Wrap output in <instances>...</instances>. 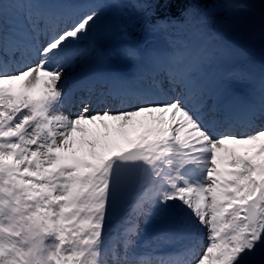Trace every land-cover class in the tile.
Returning <instances> with one entry per match:
<instances>
[{
	"label": "snow or ice",
	"instance_id": "snow-or-ice-1",
	"mask_svg": "<svg viewBox=\"0 0 264 264\" xmlns=\"http://www.w3.org/2000/svg\"><path fill=\"white\" fill-rule=\"evenodd\" d=\"M126 6L0 0V264H264V70H223L213 30L236 5L135 0L166 45L125 26L135 73L102 71L99 21Z\"/></svg>",
	"mask_w": 264,
	"mask_h": 264
},
{
	"label": "rangeland",
	"instance_id": "rangeland-1",
	"mask_svg": "<svg viewBox=\"0 0 264 264\" xmlns=\"http://www.w3.org/2000/svg\"><path fill=\"white\" fill-rule=\"evenodd\" d=\"M232 3L236 5L235 8L236 11L232 13V11L228 9L220 10V12L223 15H227V18L225 16L218 17L215 25L220 26L218 28V33L222 38H227L226 43L230 44L235 49V55L227 61V64L225 65V68L223 70H235L237 72H245L250 73L249 71L253 72L254 76H259L260 72L264 70V13H251L250 17H244L242 14L240 15H234L238 11L245 10L242 8H247V5L250 6H256L254 10L256 11H262L264 12V8L261 7L262 4H264V0H232ZM237 5H241V7L237 8ZM257 7H260L257 8ZM262 8V9H261ZM228 15L233 16L236 19H229ZM135 16L132 9H123L119 14V25L123 27H127V30L129 33H138V34H146L148 31L146 26L137 25V22L141 23L140 21H137L136 19H133L132 17ZM108 22H110L109 15L104 14V16L99 21V28L101 30H106L109 33V38H111L112 31L108 27ZM214 27V26H213ZM111 28V27H110ZM251 31L254 36V42H247V39L245 38V34L247 32ZM224 34V35H221ZM230 36V37H229ZM160 38H165L162 33L158 35ZM230 38L232 39V42H230ZM238 43V44H237ZM159 44V40L155 37L153 41H150L147 45H145L143 48H140L142 50L152 49L156 48ZM111 40L105 42V50L108 54L110 48H111ZM249 46V50L252 52V56L250 55L251 59H245V60H236L235 56L240 49H246ZM140 47V46H139ZM163 47V46H160ZM159 47V48H160ZM240 51V50H239ZM248 54V53H247ZM251 64V65H248ZM236 66L240 67L237 68ZM117 64L115 61H109L105 60V62L100 66V70L102 71H113L118 72L122 75H129V72L125 69H122L120 67H117ZM110 68V69H107ZM136 71V70H135ZM135 71L133 73H135ZM237 91L241 96H247L250 94L251 89L247 85H237ZM79 95H87L86 93H80ZM92 105L95 108H99L106 105H118L119 101L115 98H107L104 99L102 97H98L96 95L91 96ZM143 230L144 225H142Z\"/></svg>",
	"mask_w": 264,
	"mask_h": 264
},
{
	"label": "trees",
	"instance_id": "trees-1",
	"mask_svg": "<svg viewBox=\"0 0 264 264\" xmlns=\"http://www.w3.org/2000/svg\"><path fill=\"white\" fill-rule=\"evenodd\" d=\"M105 2H107V3H112L113 2V0H105ZM120 2L121 3H123V4H125V5H127L126 7H124L125 9H132L133 10V13L135 14V16H133L132 18L133 19H136L137 21H140L139 20V14L137 13V11H136V9L134 8V7H132V5H133V3L135 2V0H120ZM221 2H223V0H221ZM238 8V7H237ZM109 9V8H108ZM112 9H115V8H112ZM223 9H225V8H215V9H213V12H215V13H218L219 15H218V17H222V16H225L226 18H227V15H223L221 12H220V10H223ZM228 10H230V11H232V13H234L235 11H236V9H228ZM173 11H175V9H173ZM239 12V11H238ZM237 12V13H238ZM236 13V14H237ZM247 13H249L248 11H247ZM236 14H234V15H236ZM234 15L233 16H230V15H228L229 17V19H232V17H233V19H236V18H234ZM249 17H250V15H249ZM217 20V19H216ZM216 22V21H215ZM137 25H142L141 23H139V22H137ZM215 24H214V29H215ZM149 33V32H148ZM147 33V34H148ZM245 38L247 39V42L248 43H250V42H252V40H254V34L251 32V31H249V32H247L245 35ZM141 38H139V37H133V40L134 41H139ZM238 44V43H237ZM240 49V48H239ZM240 51H241V53L243 54V56H244V58H247L248 57V54L247 53H249L251 56H252V52L249 50V46L246 48V49H240Z\"/></svg>",
	"mask_w": 264,
	"mask_h": 264
}]
</instances>
